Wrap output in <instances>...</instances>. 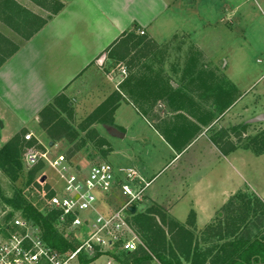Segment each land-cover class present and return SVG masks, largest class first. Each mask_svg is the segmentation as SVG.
Here are the masks:
<instances>
[{
	"label": "rangeland",
	"instance_id": "374dc122",
	"mask_svg": "<svg viewBox=\"0 0 264 264\" xmlns=\"http://www.w3.org/2000/svg\"><path fill=\"white\" fill-rule=\"evenodd\" d=\"M38 1L42 4L39 10L47 17L50 11L59 7L58 2L53 0ZM26 4L31 6L30 1ZM195 4L196 1L193 5ZM196 18L202 28H199L201 32H198L197 36L205 37L203 42L207 43L203 52L204 57L212 56L215 61L221 58L228 60L229 85L231 87L233 82L242 89L243 96L235 102H230L227 105L230 107L228 110L243 109L242 107L255 97L250 106L245 107V113L228 115L223 120V124L212 128L210 138L211 140L215 138L225 149L232 144L233 147L236 145L237 148L247 150L250 139L264 131V0H197ZM204 24L209 27L207 33L202 32ZM142 36L145 38L140 40L138 37ZM122 41L119 47L104 53V59L85 73V77L81 79L82 81L85 79L82 84L78 81L69 92H61L50 103L53 104V112L59 113L60 117L49 124V133L42 125L41 116V112L49 104L39 113L38 121L34 124L27 123L28 127L20 125L21 120L28 119L26 115H18V117L13 115L9 118L11 109L4 110L0 105V150L10 141L15 143L13 161L9 163L8 168H14L18 177L16 181L12 180L8 171L0 166V238L4 236L3 229L14 215L24 216L22 211L14 210L5 200L12 198L18 190L23 191L28 200L45 215H49L52 190L58 194L63 193V180L51 163L60 156H64L79 170H84V174L88 173L96 162H109L115 167L119 176L122 175L120 168L136 170L130 167L134 164L140 168L146 166L149 175L160 173V169L166 167L168 162L166 160L153 162V158L157 156L156 150L152 148L153 152L150 155L151 152L147 153L144 148L147 143L145 140H149L151 144L155 143L156 149L161 148L159 143L161 141L155 130V124L153 127L148 124L149 120L140 102L145 100L147 106L153 107L158 102L162 105L167 98L180 97V102L187 108L186 105L194 101L195 88L200 92L198 98L205 100L209 97L207 92H215L220 87L219 79L218 82L216 78L213 79V84L216 86L214 87L208 80L201 79L198 75V80L190 84L192 89L187 87L185 92H182L184 80L180 76L179 79H175L171 74V71H176L178 67V61L173 55L175 48L172 49L171 44L170 48L160 49L153 44L150 35L147 33L142 35L139 30L128 34ZM203 54H199V57ZM198 59H203V56ZM182 66L191 68L192 64L186 63ZM60 95L63 97L55 102ZM230 100L231 96L225 97L220 92L217 101L227 103ZM251 106H255L257 110ZM251 108L257 112L254 114ZM190 109L191 107L184 110L187 111L184 112L185 116L179 115L175 117L177 121L173 122L175 131L171 132L179 138V141L190 139L197 123L208 118L207 115L199 113L188 114ZM220 110L221 106L217 111ZM105 125L109 126V129L105 128ZM115 129L124 132L126 129L127 136L121 138L111 135L110 131ZM27 134H32L31 140L26 139ZM30 150L45 154L46 158L41 160L38 166L31 165L26 157ZM248 150L253 152L251 149ZM169 153L165 155L167 160L172 159ZM248 161L252 167L258 168L257 172H252L249 176L256 190L262 195L259 197L250 191L251 189L236 194V197L233 196L234 199L231 198L226 204L227 209L224 208L221 218L240 220L246 216L245 228H251L252 232H258L262 237L264 216L261 214V209L264 201L260 198L264 199V159L258 162L253 159ZM43 176L47 177L41 182ZM146 198L148 195L145 196ZM124 199L121 193L114 197L118 203L123 202ZM141 204L143 202L138 203L137 212H131L130 215L137 229L139 228L138 231L147 249L140 247L135 253L148 254V257L155 256L152 264H157V255L160 254L171 258L179 255L187 259L186 252L191 243L201 244L202 248L215 244L209 239V233L198 235L195 239L193 232L190 233L188 228L173 224L167 216L163 221L159 215L146 213L150 207L145 205L143 208ZM249 205L251 208L256 206L260 212V216L255 221L251 220V215L246 212L250 211ZM162 212L166 214L164 210ZM225 226L226 224L213 230L220 232V228L223 229ZM184 230L186 233H183ZM79 237H82L80 233ZM177 250L183 254H175ZM123 254L121 253L118 258L120 259ZM119 259L117 262L121 263ZM106 260V257H101L92 264H105Z\"/></svg>",
	"mask_w": 264,
	"mask_h": 264
},
{
	"label": "crops",
	"instance_id": "0c3cea01",
	"mask_svg": "<svg viewBox=\"0 0 264 264\" xmlns=\"http://www.w3.org/2000/svg\"><path fill=\"white\" fill-rule=\"evenodd\" d=\"M12 1L16 4L0 0V105L4 110L11 109L9 118L26 115L28 119L19 120L25 127L28 122L38 121L44 106L61 92H69L78 81L82 84L85 73L104 59V53L119 47L123 38L136 30L150 35L153 44L160 49L170 48V44L175 48L173 55L178 67L171 74L175 79L180 76L184 80L182 92L187 87L192 89L190 84L198 80V75L211 86H214V78L217 82L220 80L219 89L207 92L209 97L205 100L198 98L200 92L195 88L194 101L188 103L187 108L180 97L167 98L162 105L158 102L153 107L141 101L148 124L152 127L155 124L161 141L160 149L149 140H145L144 148L147 153L151 152L150 155L156 150L153 162L166 160L168 163L154 176L149 175L146 166L140 168L134 164L130 167L149 182L145 192L148 198L144 196L141 201L143 208L156 204L173 224L192 231L193 238L209 233V239L215 243L208 248L191 243L187 259L179 255L174 258L157 255V264H229L234 259L243 264L238 254H224V246L239 238L255 239L260 237L259 233L245 228L244 219L222 220L221 215L228 201L240 192L251 189L259 197L262 195L249 176L258 168L252 167L248 159L258 162L264 159V154L256 155L244 148L224 153L211 140L210 130L223 124L228 115L245 113V107L250 106L255 97L243 109L228 110L227 105L240 99L243 92L233 82L231 87L229 85L228 60L204 57L207 43L203 42L205 37L197 36L202 29L196 18L197 0H53L58 2L60 10L50 11L48 17L39 10L42 4L38 0ZM43 21L45 23L38 29ZM207 29L209 27L204 24L202 32L207 33ZM199 54L203 55L199 57ZM202 56L203 59H198ZM186 63L192 67L182 66ZM220 92L225 97L231 96V100L218 103ZM220 106L221 110L217 111ZM190 107L188 114L199 113L208 118L197 123L190 139L179 141L171 132L175 131L173 122L177 121L175 117L185 116L187 111L184 110ZM120 132L123 137L127 136L126 129ZM168 152L170 160L165 159ZM225 224L220 232L213 230ZM251 225L254 227L253 223ZM175 254L183 253L177 250ZM128 255L123 254L118 259L125 264ZM146 255L142 254L145 259L142 264L154 263L155 256L153 259Z\"/></svg>",
	"mask_w": 264,
	"mask_h": 264
},
{
	"label": "built area",
	"instance_id": "2783aa9c",
	"mask_svg": "<svg viewBox=\"0 0 264 264\" xmlns=\"http://www.w3.org/2000/svg\"><path fill=\"white\" fill-rule=\"evenodd\" d=\"M25 137L31 140L32 134ZM26 157L36 166L46 155L30 150ZM51 163L64 187L62 194L50 198L49 211L56 217L55 228L74 243V249L60 251L47 242L41 224L14 215L0 238V264H82V257L89 264L101 257L107 258L105 264H118L121 253L147 249L130 215L149 186L136 170L120 169L119 176L109 162H96L84 174L64 156ZM118 193L125 197L121 203L114 200Z\"/></svg>",
	"mask_w": 264,
	"mask_h": 264
},
{
	"label": "trees",
	"instance_id": "16d2710c",
	"mask_svg": "<svg viewBox=\"0 0 264 264\" xmlns=\"http://www.w3.org/2000/svg\"><path fill=\"white\" fill-rule=\"evenodd\" d=\"M9 2L14 3V1L12 0H9ZM60 5L62 6V4ZM56 10H60V6L57 7ZM44 23L45 21L39 24L38 29L41 28ZM138 38L140 40H143L145 37L142 36ZM15 49L13 51H15ZM61 97L63 96L60 95L58 98H56L55 102H58L59 99H61ZM53 110H54L53 104L52 105L49 104L41 112V116L43 119L42 125L45 127L48 133L50 130L48 129V126H50L49 124L52 123L55 119H58L60 117L59 113H55L53 112ZM108 123H110V121H108ZM212 141L224 153L233 151L234 149L237 148L236 146L233 147L231 144L227 146L228 149H225L221 146V144L215 138H213ZM246 148L251 149L257 155L263 154L264 153V131L260 135H257L251 138ZM14 149H15V143H13V141H10L8 144L3 146V148L0 150V166L6 169V171H8L9 176L12 178V180L16 181L18 178L16 175L17 171L14 168H8L9 163L13 161L12 157H13ZM17 164L21 166L20 163H17ZM11 169L13 170L11 171ZM54 194L55 192L52 190L51 196ZM235 197L236 196H234V198ZM5 200L7 201L9 205L12 206L14 210L22 211L26 219H32L33 221L41 224L43 228L45 229V239L50 245L58 248L60 251L74 249V245H73L74 243L67 240L55 228L53 224L56 218L55 215L53 213H49V215H45L39 208H37V206H35L32 202L28 200V198L24 195L23 191L18 190L15 192L12 198H5ZM262 207L263 209H261V214L264 216V205ZM249 208H250V211H246V212L249 213V215H251L250 216L251 220H256L257 217L260 216V212L258 211V208L256 206L251 208L250 205H249ZM161 211H162L161 207L154 204L153 206L147 209L146 213L159 215L161 216L163 221H165L166 215H164L163 212L161 213ZM136 212H137V208H136ZM245 217L246 216H243L240 219H245ZM3 232H5L4 229H3ZM135 252L129 253V255L124 260L125 264H142L143 263V260L145 259L142 258V254L135 253ZM223 252L224 254H229V256L230 254H238L239 259H241L240 261H242L243 264H264V236L256 237L255 239H244V238L236 239L232 242L227 243L224 246ZM81 263L89 264L91 263V261L86 259L85 257H82ZM164 264H169V263L164 262ZM229 264H239V263L237 262V259H234Z\"/></svg>",
	"mask_w": 264,
	"mask_h": 264
},
{
	"label": "water",
	"instance_id": "95a60500",
	"mask_svg": "<svg viewBox=\"0 0 264 264\" xmlns=\"http://www.w3.org/2000/svg\"><path fill=\"white\" fill-rule=\"evenodd\" d=\"M126 101L128 102V99ZM105 128L109 129V126L105 125ZM110 133H111V135L116 136V137H123V134L119 130H116V129L115 130H111ZM51 145H53V142H51ZM46 177L47 176H43L41 178V182H44L46 180ZM130 210H131L132 213H135L136 212V207L133 206V207L130 208Z\"/></svg>",
	"mask_w": 264,
	"mask_h": 264
}]
</instances>
